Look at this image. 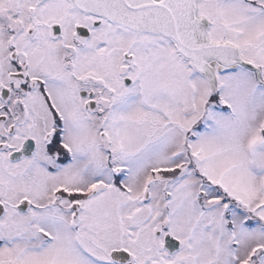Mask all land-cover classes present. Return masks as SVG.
Segmentation results:
<instances>
[{
    "label": "snow or ice",
    "instance_id": "obj_1",
    "mask_svg": "<svg viewBox=\"0 0 264 264\" xmlns=\"http://www.w3.org/2000/svg\"><path fill=\"white\" fill-rule=\"evenodd\" d=\"M0 264H264V0H0Z\"/></svg>",
    "mask_w": 264,
    "mask_h": 264
}]
</instances>
